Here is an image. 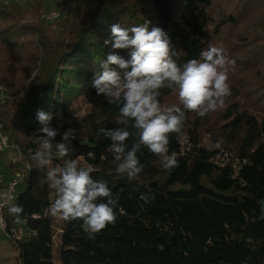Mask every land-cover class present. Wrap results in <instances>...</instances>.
I'll return each mask as SVG.
<instances>
[{"label":"trees","instance_id":"trees-1","mask_svg":"<svg viewBox=\"0 0 264 264\" xmlns=\"http://www.w3.org/2000/svg\"><path fill=\"white\" fill-rule=\"evenodd\" d=\"M51 2L65 13L49 23L44 15ZM146 22L149 31L159 27L167 33L180 66L199 59L210 45L235 63L225 106L205 118L186 113L182 135L170 134L169 155L176 154L179 166L164 171L142 146L137 156L143 172L129 181L115 170L106 150L110 140L97 137L101 128L122 126L119 106L98 96L91 84L114 51L104 43L111 26ZM115 52L130 59V50ZM113 68L123 78L124 70ZM0 85L9 97L0 102L2 134L8 136L0 174L23 176L14 204L23 207L24 223L17 224L6 209L7 228L0 229V251L6 244L16 252L9 264H56L55 248L60 264H264V0L0 2ZM160 93L162 105L178 104L171 90ZM79 99L88 105L84 114L74 111ZM41 110L54 114V143L75 130L64 159L91 165L93 179L105 182L118 201L116 222L94 239L82 221L48 214L56 196L44 183L47 169L31 160L42 135L36 115ZM127 143L130 149L134 138ZM9 151L17 155L5 163ZM52 161L50 167L63 164L55 147ZM141 194L152 199L145 203Z\"/></svg>","mask_w":264,"mask_h":264},{"label":"clouds","instance_id":"clouds-1","mask_svg":"<svg viewBox=\"0 0 264 264\" xmlns=\"http://www.w3.org/2000/svg\"><path fill=\"white\" fill-rule=\"evenodd\" d=\"M110 31L111 38L104 43L111 44L114 51L101 61L91 86L109 104L119 106L117 122L122 126L101 128L97 137L110 140L106 150L116 162L115 170L129 181L143 172L144 166L137 156L142 146L159 158L164 171L171 172L179 164L175 153L169 155L170 134L182 135L186 113L205 118L225 106L231 95L228 74L235 62L222 48L210 45L200 52L199 59H190L180 66L173 59L177 54L172 51L167 33L159 27L149 31L148 22L132 27L117 23ZM115 50H130V59H124ZM113 66L124 70L123 78ZM164 88L171 90L178 104L160 103V90ZM36 115L40 125L37 133L42 135L31 160L38 169H47L44 183L56 196L48 214L63 222L82 221L83 231L94 239L116 222L118 201L105 182L93 179L95 169L91 165L82 167L78 159H64L72 150L75 130L64 132L61 142L54 143L58 135L50 127L54 114L41 110ZM130 138H134V143L129 149ZM53 147L55 155L63 159L62 166L50 167ZM140 199L149 203L152 197L141 194ZM12 200L11 189L0 192V210L7 206L8 215L17 224H23L24 209L10 205Z\"/></svg>","mask_w":264,"mask_h":264},{"label":"built area","instance_id":"built-area-1","mask_svg":"<svg viewBox=\"0 0 264 264\" xmlns=\"http://www.w3.org/2000/svg\"><path fill=\"white\" fill-rule=\"evenodd\" d=\"M7 1L8 0H0V2H7ZM9 1H13L19 5H23L25 1H29V0H9ZM62 15H64V11L62 9H55L46 13L44 15V18L47 22L52 23L57 19H59ZM6 99H9L7 94V89L4 86L0 85V100L2 101ZM7 149H8V136L2 134V125L0 124V151H6ZM19 177L20 176L17 175L15 178H10L7 180V178L4 175L0 174V184L2 185L0 192L8 191L9 189H11L12 191L13 200L10 202V205L14 204L16 200L17 188L22 180V179L20 180ZM6 209L7 206L3 210H0V218H2V223H0V229L4 231L7 228L6 220L4 218V212Z\"/></svg>","mask_w":264,"mask_h":264},{"label":"rangeland","instance_id":"rangeland-1","mask_svg":"<svg viewBox=\"0 0 264 264\" xmlns=\"http://www.w3.org/2000/svg\"><path fill=\"white\" fill-rule=\"evenodd\" d=\"M61 1V0H59ZM50 6H51V10L53 9H62L63 10V6L62 5H56L54 2H51L50 3ZM50 10V11H51ZM64 11V10H63ZM49 12V11H48ZM47 12V13H48ZM65 13V12H64ZM1 86H4V85H1ZM5 87V86H4ZM1 102V100H0ZM88 110V105L86 103V101L84 99H79L75 105H74V111L78 114H84L86 113V111ZM203 143L204 144H208L210 145V142H209V138H203ZM216 147H220V146H216ZM208 148H214L213 147H208ZM187 151L186 153L191 149L190 147H187ZM8 151V149L6 150ZM17 154H15L13 151H9L7 152V154L5 155V158L3 159V161L5 163H8L12 160L15 159ZM230 160L231 162L235 160V163H237L236 160H238L237 158H235L233 155H230ZM234 164V163H233ZM17 175H19L20 177V180L23 178L22 174L20 172H17L14 176H12L11 178H15ZM10 179V178H7V180ZM57 240L60 241L59 237H57ZM56 240V241H57ZM16 255V252L14 251V249L11 247V245H6L3 246L2 250L0 251V264H9L13 261V258L15 257ZM54 261L56 264H60V261H59V252H58V249L55 248V257H54Z\"/></svg>","mask_w":264,"mask_h":264},{"label":"water","instance_id":"water-1","mask_svg":"<svg viewBox=\"0 0 264 264\" xmlns=\"http://www.w3.org/2000/svg\"><path fill=\"white\" fill-rule=\"evenodd\" d=\"M261 220L264 221V201L262 202V217Z\"/></svg>","mask_w":264,"mask_h":264},{"label":"bare ground","instance_id":"bare-ground-1","mask_svg":"<svg viewBox=\"0 0 264 264\" xmlns=\"http://www.w3.org/2000/svg\"><path fill=\"white\" fill-rule=\"evenodd\" d=\"M11 147V146H10ZM11 149V148H10Z\"/></svg>","mask_w":264,"mask_h":264}]
</instances>
